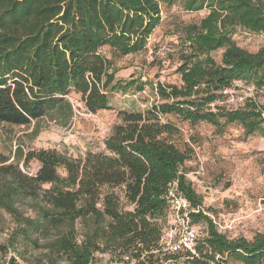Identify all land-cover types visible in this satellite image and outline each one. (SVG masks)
I'll use <instances>...</instances> for the list:
<instances>
[{
  "label": "trees",
  "instance_id": "obj_1",
  "mask_svg": "<svg viewBox=\"0 0 264 264\" xmlns=\"http://www.w3.org/2000/svg\"><path fill=\"white\" fill-rule=\"evenodd\" d=\"M177 3L185 12H206L182 29L179 83H157L143 111L118 112L103 151L74 159L18 149L23 165L38 163L34 175L0 158L10 194L40 205L42 219L60 229L49 244L52 259L92 264L95 254L108 253L134 264H264V233L229 239L200 211L191 224L204 222L206 235L194 254H168L161 245L172 186L191 207L201 205L182 171L193 151L169 118L192 126L223 121L264 137V103L257 100L264 95V44L249 52L233 40L238 31L264 36V0H0V126H27L57 109L67 120L70 94L90 114L108 110V91L117 84L103 50L111 57L143 52L161 23V6ZM237 82L257 97L227 109L225 92ZM132 84L143 91L144 84Z\"/></svg>",
  "mask_w": 264,
  "mask_h": 264
},
{
  "label": "rangeland",
  "instance_id": "obj_2",
  "mask_svg": "<svg viewBox=\"0 0 264 264\" xmlns=\"http://www.w3.org/2000/svg\"><path fill=\"white\" fill-rule=\"evenodd\" d=\"M206 12L189 13L180 3L161 6V23L148 38L146 50L125 57H111L115 71L114 90L108 91L110 108L90 114L80 97L70 94L67 102L71 116L66 120L62 109L48 113L27 126H0V158L18 164L21 171L34 175L39 165L35 160L23 165L22 155L31 151L55 150L71 158H83L87 152L98 153L112 128L120 123L118 112L143 111L154 101L152 88L157 83L178 84V65L183 27L198 23ZM237 46L256 52L264 44V36L238 31L233 35ZM220 60V52L213 54ZM144 84L142 92L134 88ZM127 87L126 89H124ZM224 106L235 109L244 100L257 97L253 88L237 82L225 92ZM264 103V95L257 98ZM181 131L179 141L187 143L191 159L182 168L191 189L201 199L199 211L208 217L217 230L229 239L251 240L264 233V137L245 135L238 124L215 127L209 124L189 125L169 118ZM9 181L0 176V264H67L50 256L49 244L60 229L43 220L40 205L10 194ZM40 209V208H39ZM170 213L162 225L165 239L171 226ZM82 224L75 230L82 237ZM206 224H195L199 239L205 237ZM161 237V238H162ZM164 252V251H163ZM92 264H130L111 254L97 253ZM134 264V263H133ZM159 264H182V261H160Z\"/></svg>",
  "mask_w": 264,
  "mask_h": 264
},
{
  "label": "built area",
  "instance_id": "obj_3",
  "mask_svg": "<svg viewBox=\"0 0 264 264\" xmlns=\"http://www.w3.org/2000/svg\"><path fill=\"white\" fill-rule=\"evenodd\" d=\"M170 195V220L167 237L161 238L162 250L168 254L189 252L194 254L195 245L199 234L195 226L191 224V215L198 214L199 208L191 205L175 192V185L169 191ZM127 261V258H126ZM130 264H133L131 262Z\"/></svg>",
  "mask_w": 264,
  "mask_h": 264
}]
</instances>
